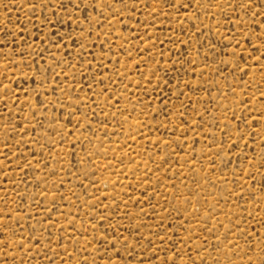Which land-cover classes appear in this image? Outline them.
I'll list each match as a JSON object with an SVG mask.
<instances>
[{
  "label": "rangeland",
  "instance_id": "374dc122",
  "mask_svg": "<svg viewBox=\"0 0 264 264\" xmlns=\"http://www.w3.org/2000/svg\"><path fill=\"white\" fill-rule=\"evenodd\" d=\"M0 264H264V0H0Z\"/></svg>",
  "mask_w": 264,
  "mask_h": 264
}]
</instances>
